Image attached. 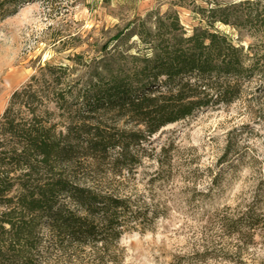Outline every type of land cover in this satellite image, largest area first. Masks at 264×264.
<instances>
[{"label":"rangeland","instance_id":"obj_1","mask_svg":"<svg viewBox=\"0 0 264 264\" xmlns=\"http://www.w3.org/2000/svg\"><path fill=\"white\" fill-rule=\"evenodd\" d=\"M173 10L188 31L206 26L180 0L22 2L0 23V118L13 93L48 62L74 68L73 79L88 78L104 62L116 67L120 56L149 50L136 27L153 26ZM214 29L236 45L256 41L232 25L218 22ZM243 85L237 101L196 110L132 144L126 161L117 160L119 148L81 158L80 183L101 201H119L97 203L92 219L103 227L114 217L121 235L104 231L105 240L71 244L45 220L42 264H264V237L240 241L225 234L220 220L249 205L264 212V78ZM60 200L86 215L69 198Z\"/></svg>","mask_w":264,"mask_h":264},{"label":"trees","instance_id":"obj_2","mask_svg":"<svg viewBox=\"0 0 264 264\" xmlns=\"http://www.w3.org/2000/svg\"><path fill=\"white\" fill-rule=\"evenodd\" d=\"M24 1L33 0H0V23ZM43 1L54 7L67 0ZM180 5L206 26L188 31L178 11H169L153 26L136 27L146 52L120 56L116 67L104 62L86 79H73L69 65L48 62L44 73L13 93L0 118V264H42L45 220L71 244L105 240L104 231L118 238L114 217L100 227L92 215L97 203L119 201H101L80 183L75 171L81 158L119 148L117 160L126 161L132 144L196 110L231 104L244 94V82L264 78V0H180ZM218 22L248 30L256 41L236 45L214 29ZM63 196L86 215L61 203ZM220 220L225 234L240 241L264 237V212L250 205Z\"/></svg>","mask_w":264,"mask_h":264},{"label":"bare ground","instance_id":"obj_3","mask_svg":"<svg viewBox=\"0 0 264 264\" xmlns=\"http://www.w3.org/2000/svg\"><path fill=\"white\" fill-rule=\"evenodd\" d=\"M174 123H169V124H167V125H165L163 128H165V127H167V126H171V125H173ZM158 133V132H157ZM157 133H155V134H157Z\"/></svg>","mask_w":264,"mask_h":264}]
</instances>
